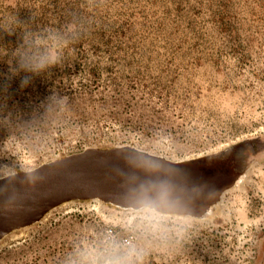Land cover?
<instances>
[{
    "label": "rangeland",
    "instance_id": "374dc122",
    "mask_svg": "<svg viewBox=\"0 0 264 264\" xmlns=\"http://www.w3.org/2000/svg\"><path fill=\"white\" fill-rule=\"evenodd\" d=\"M24 31L60 64L20 71ZM241 143L207 217L74 201L0 240V264H264V0H0V178L88 147Z\"/></svg>",
    "mask_w": 264,
    "mask_h": 264
},
{
    "label": "water",
    "instance_id": "95a60500",
    "mask_svg": "<svg viewBox=\"0 0 264 264\" xmlns=\"http://www.w3.org/2000/svg\"><path fill=\"white\" fill-rule=\"evenodd\" d=\"M229 151L172 160L133 145L88 147L0 178V240L74 201L203 219L240 184L245 170ZM166 189L168 196L158 197Z\"/></svg>",
    "mask_w": 264,
    "mask_h": 264
},
{
    "label": "clouds",
    "instance_id": "9594fccd",
    "mask_svg": "<svg viewBox=\"0 0 264 264\" xmlns=\"http://www.w3.org/2000/svg\"><path fill=\"white\" fill-rule=\"evenodd\" d=\"M37 39H39L38 33H31L29 31L22 33L23 42L14 53L20 71L40 75L60 64L61 60L58 56L44 55L36 51L34 45ZM22 83H27V77H25ZM157 195L159 198H164L168 196V192L166 189H161ZM145 211L151 212L152 208L146 206ZM93 264H98V262L93 261ZM104 264H124V262L119 258H111L104 261Z\"/></svg>",
    "mask_w": 264,
    "mask_h": 264
}]
</instances>
